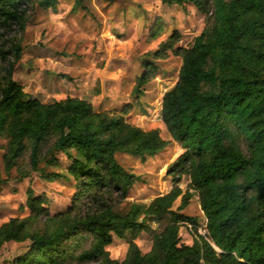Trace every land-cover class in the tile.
Wrapping results in <instances>:
<instances>
[{"label":"trees","instance_id":"obj_1","mask_svg":"<svg viewBox=\"0 0 264 264\" xmlns=\"http://www.w3.org/2000/svg\"><path fill=\"white\" fill-rule=\"evenodd\" d=\"M60 1L0 0V134L9 142L6 167H17L22 177L40 173L47 182L70 176L77 187L74 207L53 230L24 233L26 223L17 220L0 229V245L31 242L14 264H120L106 248L114 236L124 239L130 232L148 233L154 247L144 255L132 244L122 264H264V0H160L194 5L208 26L190 50H175L180 40L175 33L148 54L158 59L175 51L184 58L179 83L164 97L162 119L185 152L168 170L173 190L150 205L133 203L126 212L120 205L141 178L124 169L116 155L143 161L158 155L167 147L159 132L128 124L126 112L96 113L79 99L52 104L26 99L12 78L23 52L17 34L34 8L56 10ZM143 66L137 97L158 69L149 59ZM59 153L70 162L67 173L56 171ZM27 156L28 165H21ZM184 177L190 181L187 192L180 188ZM192 191L207 219L206 236L199 234L198 219L182 213ZM28 195L32 214H45V201L32 190ZM179 198L181 206L174 210ZM187 225L196 229L192 246L181 245L180 229Z\"/></svg>","mask_w":264,"mask_h":264},{"label":"rangeland","instance_id":"obj_2","mask_svg":"<svg viewBox=\"0 0 264 264\" xmlns=\"http://www.w3.org/2000/svg\"><path fill=\"white\" fill-rule=\"evenodd\" d=\"M206 16L192 4L169 6L160 0H61L56 10L34 8L30 21L17 34L23 52L16 59L12 78L19 83L26 99L42 104L79 99L91 104L96 113L124 114L128 124L146 132L157 130L167 147L158 155L143 161L124 153L116 155L120 165L141 180L130 190L120 205L122 212L133 203L150 205L155 199L168 195L174 188L168 170L185 152L168 131L162 119L163 100L180 81L184 58L175 51L155 58L160 45L173 34L180 35L175 50H190L196 38L207 29ZM144 59L158 68L155 78L136 96L138 78L145 72ZM8 138L0 134V229L17 220L26 223L24 233L53 230L74 207L77 187L74 179L47 182L40 173L22 177L17 167L8 170L4 161ZM58 172L67 173L70 162L64 154ZM28 156L21 165H28ZM44 167V165H42ZM46 172L53 171L45 168ZM190 181L183 178L180 188L187 192ZM45 203V214L35 216L27 206L28 192ZM182 211L198 219V231L208 233L207 219L198 193ZM181 206V198L174 210ZM156 228L154 223L151 224ZM196 229L193 225L180 229L181 245L192 246ZM30 240L9 241L0 245V264H14L29 252ZM142 254L154 247L146 232L127 233L124 239L113 237L106 248L109 258L122 264L131 245ZM70 264H77L71 262Z\"/></svg>","mask_w":264,"mask_h":264}]
</instances>
